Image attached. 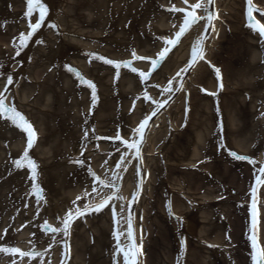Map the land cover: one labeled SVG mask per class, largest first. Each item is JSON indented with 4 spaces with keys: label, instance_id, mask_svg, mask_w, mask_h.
<instances>
[{
    "label": "bare ground",
    "instance_id": "obj_1",
    "mask_svg": "<svg viewBox=\"0 0 264 264\" xmlns=\"http://www.w3.org/2000/svg\"><path fill=\"white\" fill-rule=\"evenodd\" d=\"M187 1L196 0H40L45 19L21 46L39 8L27 17L25 0H0V92L35 133L29 148L28 132L0 116V247L29 253L0 252V264H124L111 216L120 227L129 208L136 264H251L249 196L264 167V46L246 26V0H215L221 20L206 32V64L186 76L176 74L207 19L188 26L147 80L139 73L153 59L133 56L157 59L187 13L169 9ZM169 87L167 104L154 100ZM153 111L139 144L141 177L127 156L135 149L126 154L110 139L136 140L133 130ZM255 187L264 247V184ZM103 198L108 205L94 211Z\"/></svg>",
    "mask_w": 264,
    "mask_h": 264
},
{
    "label": "snow or ice",
    "instance_id": "obj_2",
    "mask_svg": "<svg viewBox=\"0 0 264 264\" xmlns=\"http://www.w3.org/2000/svg\"><path fill=\"white\" fill-rule=\"evenodd\" d=\"M26 5H27V11H26V16L27 17H31L34 13V8L38 7L39 8V16L38 19L36 20L35 23H29V28H30V32L25 35L23 33L20 34L19 36V40H20V44L21 46H23L30 38L31 35L33 33H35L42 25L44 19H45V15H46V9L44 7V5L42 3H40V0H25ZM212 0H209V3H211ZM248 4H249V9H248V27H250L254 32L258 31L259 34L261 35L262 38H264V25L259 24V22L254 21L252 18V7H251V0H248ZM193 8H199L200 4H196L191 6ZM169 11H174V12H183L184 9H177V8H171L169 9ZM189 17L191 19H189ZM213 18V13L209 12L207 17H200L194 14V12L189 11L186 13L184 22H183V26L180 27V30L175 34L176 38L175 39H169L164 41V43L167 45L165 48H163L162 51L159 52L157 59H153L150 61V63L152 64V69L151 71L145 73V72H140L139 75L143 80H147L149 78V76H151V74L153 72L156 71L157 67L159 66V64L166 58L167 54L170 52L171 47H174L178 42L180 37L184 34V32L186 31V29L188 28V26L190 24H194L196 22H198L199 20L202 19H207L209 21H211ZM54 26V25H53ZM55 27V26H54ZM206 30H207V26H206ZM201 47V51L198 52L197 51V45H193L192 48V58L189 61V64L187 67H185L184 69H181L180 72H178L176 74L177 77H180L181 72H187L191 66L192 63L196 60V57L199 55L202 57V43L200 45ZM18 54V53H17ZM133 56L135 57V59H147L145 57H138L135 56V53H133ZM107 63L109 64H115L117 68H119L121 66V63H123L125 66H127L128 64H130L131 62H113L111 60H108ZM70 71H72V69H69ZM133 72L136 71V69H132ZM214 71L217 75V77H219L220 74V70L218 68H214ZM118 78V77H117ZM8 84L12 83V78L11 76L8 77L7 80ZM171 84V81L169 82ZM91 86V85H90ZM182 87V84H181ZM179 90V89H177ZM164 91H172V88H166L164 89ZM6 97L4 95L3 92H0V116H4L7 119H10L13 123H16L17 127H21L24 130H26L28 132V147L30 148L32 146V142H33V138H34V129H32L31 125L26 121V119L24 118V116L19 113L15 107H7L6 106ZM166 103V102H165ZM164 105H160L159 107H163ZM11 112L12 116H7V113ZM157 113L156 111H153L151 113L150 116H146L142 122L139 124V126L134 129L133 131L137 134H143L144 130L146 129V127L148 126L150 120L152 119L153 116H155ZM17 121H19L17 123ZM114 139L116 140H120L121 138L119 136L115 137ZM122 143L129 149H135V153L137 158H139L140 156V147L139 144L142 143V140L134 142V143H129L127 140H123ZM231 155H233L235 158L240 159V160H246L249 159L248 157H245L243 155H237L236 153H231ZM27 158V157H26ZM123 155L121 156V160L117 162V164L119 165L120 163L123 162ZM83 161H76V163H82ZM17 166L19 167L20 165L17 164ZM28 167H30L31 169H36L37 165L34 162H29ZM259 173L260 175H256L255 176V183L256 185H261L264 184V167H261L259 169ZM139 174V173H138ZM94 176V173H93ZM95 178V176H94ZM93 191H95V188L93 189ZM251 195H252V203H251V214H252V221H251V236H250V241H251V253H250V257L252 260V264H264V247H261L260 243L258 242V233H259V210H258V202H257V187H252L251 188ZM78 199H81L80 197H78ZM75 203V202H74ZM109 202L105 201L97 206H95V208L93 209L94 211H100L102 210L104 207H106L108 205ZM89 208V205L85 204L84 205V211L83 212H79L78 215H84L87 213ZM72 220V214L71 212H69L68 214V219H65L63 221V224L65 226V228H67L69 226V224L71 223ZM47 226V225H45ZM50 227V226H49ZM52 231H58V229H52ZM128 236L131 239L132 237V230L131 228H129L128 230ZM132 248H135V244L133 243L131 245ZM123 251V250H122ZM0 252H5V253H9V254H15L17 252L20 253L21 256H25V255H29V253L26 252H21L19 249L17 248H9V247H0ZM38 255V253H37ZM123 257H124V264H136V255L134 252H132L131 250L129 251H123Z\"/></svg>",
    "mask_w": 264,
    "mask_h": 264
}]
</instances>
